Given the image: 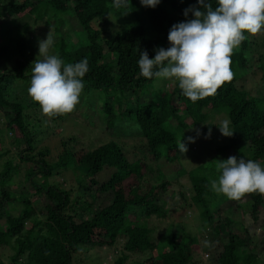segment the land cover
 Returning a JSON list of instances; mask_svg holds the SVG:
<instances>
[{
    "label": "trees",
    "instance_id": "trees-1",
    "mask_svg": "<svg viewBox=\"0 0 264 264\" xmlns=\"http://www.w3.org/2000/svg\"><path fill=\"white\" fill-rule=\"evenodd\" d=\"M210 2L214 9L216 0ZM196 4L197 0H160L155 8H149L142 6L140 0H128L127 7L115 9L113 0H0V112L5 129L13 135L10 145L16 157L3 159L8 152H0V248L11 249V264H72V257L78 251L113 247L120 242L121 251L112 264H125L129 255H145L139 264H193L197 246L194 238L166 232L165 242H153L152 230L145 221L150 217L167 219L173 204H166L162 199L170 189L165 173L184 156L177 146L184 143L185 131L202 126L207 132L212 127L205 124L211 111L223 114L234 134L228 144L215 148V162L209 163L210 175L203 173L200 166L188 178L189 201L197 208L206 228L201 242L209 241V246L203 244V250L208 253V264H258L254 248L248 249L252 242L246 228L244 235L234 232L236 223L230 210L248 206L247 213L254 224L263 213L260 223L264 226V195L247 194L239 204L213 192L210 181L218 179L219 160H225L224 153L228 150L241 147L251 153L254 161L264 158V98L251 97L236 86L233 78L215 95L193 103L182 94L178 81L172 82L170 90L164 92L152 86L157 78L140 75V52L146 50L152 59L156 54L154 49H167L169 30L174 24L192 19L191 13L187 18L184 16V10ZM13 15L16 18L32 16L33 22L44 17V24L52 22L54 45L50 54L58 55L65 64L87 59L83 91L104 94L100 103L104 128L116 129L124 136L136 135L141 140L140 158L128 160L117 141H108L90 150H74L67 147L73 138L60 143L62 150L53 161L47 159V148L36 151L40 131L29 128L24 115L26 105L6 97L15 82L30 83L32 75L25 54L24 35L28 25L8 19ZM108 15L135 16L146 28L130 26L113 30L110 35L108 32L113 28L97 30L91 25L94 21H105ZM64 16L83 33L84 41L72 43L60 31ZM7 23L10 29L3 26ZM147 32L153 38H148ZM245 36L247 39L234 50L231 64L245 66L247 62L248 67L252 61L250 46L256 38L247 33ZM261 59L259 56L258 60ZM5 62L11 66L9 71ZM258 68L264 81L263 64ZM146 97L149 100L140 102ZM31 103L32 107H39ZM180 105L184 106L183 116L178 112ZM186 119L189 123H185ZM19 165L26 168L21 179L14 183ZM181 169L180 166L179 175L183 174ZM67 170L77 176L76 194L48 181ZM105 173V179L98 181L97 177ZM37 176L41 178L38 184L34 181ZM145 178L151 182L144 181ZM40 194L46 200L38 206L42 213L31 202V198ZM96 195L99 199L102 197L101 201H108L105 207H95ZM182 196L179 195L181 199ZM15 205L19 207L16 212ZM221 205H225L224 210L220 209ZM0 264L3 263L0 261Z\"/></svg>",
    "mask_w": 264,
    "mask_h": 264
},
{
    "label": "rangeland",
    "instance_id": "rangeland-1",
    "mask_svg": "<svg viewBox=\"0 0 264 264\" xmlns=\"http://www.w3.org/2000/svg\"><path fill=\"white\" fill-rule=\"evenodd\" d=\"M8 19L16 23H26L28 25V29L24 35L27 41L25 54L30 61V66L32 67L36 59L40 60L43 58L38 56V41L45 40L47 33H49L50 30L52 31V22H50L51 25L44 24L45 19L43 17L42 19H34V22H36L34 23L33 17L30 16L29 18L27 15L21 16L20 18H16L13 15L9 16ZM91 25L97 30L101 27H106L107 29L113 28L111 29L112 31L109 30L108 32L110 35L113 34V30L130 26L141 25L142 28H146L144 22L142 23L139 18L132 15L119 17L108 15L105 21H94ZM3 26L6 29H10L11 27L9 23L4 24ZM55 26L59 27L60 25L55 24ZM59 29L62 33L69 36L72 43L77 44L79 41H84L83 33L77 31L76 25L68 16L63 17V22L61 24V28L59 27ZM110 35L105 38H109ZM146 36L148 38H153V34H150L149 32L146 33ZM254 38H256V41H253L255 44L250 46L252 61L248 63V67L246 65L247 62L245 66H241L236 63L235 65L231 64V70L234 73L236 86L247 92V94L251 97L260 99L264 98V81L261 79V71L258 68V65L263 64L264 66V47H261V44L264 43V30H262V32ZM259 56L262 58L261 60H258ZM244 57L247 60L248 53L245 54ZM13 63L14 62H12V66ZM4 64L6 71H9L11 66H9L6 62ZM172 82H174V79H156L152 86H155L156 89L167 92L170 90ZM29 87L30 83L24 84L22 82H15L7 90L6 97L9 101H16L26 105L24 115L29 128L39 129L40 131L36 151L41 148H47L49 154L47 157L48 160L53 161L55 159L57 153L62 150L60 143L68 140V138H73V141L67 143V147H72L74 150H90L105 142L117 141L122 149L126 151V157L128 160L140 158L139 155L141 153L138 151V148L141 140L137 138L136 135L131 134L124 136L119 132H116V129L108 131L104 128L100 112V103L103 100V93L89 92V94L82 90L79 97V103L76 105L75 109L71 113L53 117L56 120L52 121V118H46L41 114L40 107H32V100L28 95ZM145 99L149 100V97L144 99L142 98L140 102L145 101ZM183 107V105H180L178 108V112L182 116ZM225 119L226 118H224L223 114L216 112L213 113L211 111L208 113V118L205 122L206 127L207 125L212 126L210 135L209 129L206 132L205 130H202V126L198 128H190L185 131L186 135H184V144L188 147V151L184 154V156L179 155V157L181 156L180 158L177 155L179 158L178 162L174 167L169 168V173H165L166 180L170 184V189L163 194L162 199L166 204L172 203L173 208L170 210L167 219L159 220L155 217H150L145 221L147 227L152 230L151 238L153 242L161 240L165 242V237L163 235L166 232L168 234H175L181 237H189V239L194 238L197 246L194 249L195 253L192 258L193 264H208V253L206 250H203L205 248H203V243L201 242V240L205 238L206 228L204 229L203 223L198 215L197 208L189 201L191 192L188 178L192 171L200 166L203 173H208V175H210V172H212V168H210L211 165L209 163L215 162L213 161L215 160L216 155L215 148L229 143V137L222 136L218 128L221 122ZM185 123H189V121L186 119ZM197 130H199V135ZM189 137L193 138L194 142H189ZM12 139L13 135L9 130L5 129L4 117L0 112V152H8L3 159L10 157L16 158L15 151L10 145ZM132 155L135 156L132 157ZM230 156H236L238 159L244 158L245 160H252L251 153L241 147L228 150L224 153L225 160H227ZM257 162L264 167V158H260ZM14 163H16V159ZM161 164L163 165L165 162L162 161ZM179 165L182 167L181 170H183L182 175H179ZM167 167H169V165ZM25 168V166L19 165V174L14 177V183H17L21 179V174ZM106 175L107 173L99 175V177H97L98 181H103ZM76 179V174H74L71 170H67L62 174V176L54 175L48 181L49 183L58 185L61 189H71L72 193L76 194ZM34 181L38 184L39 181H41V178L37 176ZM144 181L151 182V180L147 178H145ZM24 187L30 190L28 185H25ZM180 194L183 195V199L179 197ZM94 198L95 207L97 209L107 205L108 201H101L102 197L99 199L96 195ZM45 201L46 200L42 194L31 198L32 205L35 206L40 213L43 211L38 206L44 204ZM243 201L244 199H241L238 202L241 204ZM15 207L16 212L18 205H15ZM224 207L225 205H221L220 209L224 210ZM247 207L248 206H244L242 210L233 207L230 210L232 215L231 218L236 223L234 226V232L239 235H244L243 229L246 228V234L252 242L251 247L248 249L254 248L253 254L256 255L258 264H264V226L260 223L263 213L259 215L257 223L254 224L249 218ZM225 215L226 213L221 214L220 216L223 217ZM120 245L121 242L115 244L113 247H101L94 249L85 248V250L78 251L73 255L72 264H112V262L119 256V252L121 251ZM212 249L213 248L210 249V252L213 251ZM11 252L12 251L9 247L0 248V261L3 264H11L9 261ZM144 257L145 255H129L125 264H139L142 262ZM18 264H20V262Z\"/></svg>",
    "mask_w": 264,
    "mask_h": 264
},
{
    "label": "clouds",
    "instance_id": "clouds-1",
    "mask_svg": "<svg viewBox=\"0 0 264 264\" xmlns=\"http://www.w3.org/2000/svg\"><path fill=\"white\" fill-rule=\"evenodd\" d=\"M128 0H113V7H127ZM144 7L155 8L160 0H140ZM213 9L210 0H197V4L184 10L192 19L174 24L168 33L169 47L154 49L150 59L146 50L140 52L138 66L144 78L167 79L179 82L182 94L195 103L215 95L217 90L231 82V57L247 39L245 33L255 37L264 30V0H216ZM54 45L50 30L45 40L38 41L39 55L32 65L28 95L40 107L46 118L71 113L79 103L84 88L83 77L88 72V61L67 63L50 54ZM222 136L232 137L230 121L218 127ZM198 135L199 130H197ZM211 127H209V135ZM207 138V137H206ZM189 142L194 139L189 137ZM181 154L188 149L178 144ZM220 175L210 181L211 190L229 200L239 201L247 194L264 195V167L254 160L230 156L219 160ZM203 244L209 246V241Z\"/></svg>",
    "mask_w": 264,
    "mask_h": 264
}]
</instances>
